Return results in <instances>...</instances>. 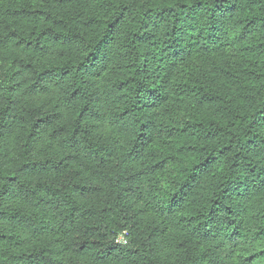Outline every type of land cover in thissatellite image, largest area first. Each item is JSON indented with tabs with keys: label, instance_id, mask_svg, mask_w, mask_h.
I'll use <instances>...</instances> for the list:
<instances>
[{
	"label": "trees",
	"instance_id": "1",
	"mask_svg": "<svg viewBox=\"0 0 264 264\" xmlns=\"http://www.w3.org/2000/svg\"><path fill=\"white\" fill-rule=\"evenodd\" d=\"M0 264H264V0H0Z\"/></svg>",
	"mask_w": 264,
	"mask_h": 264
},
{
	"label": "rangeland",
	"instance_id": "2",
	"mask_svg": "<svg viewBox=\"0 0 264 264\" xmlns=\"http://www.w3.org/2000/svg\"><path fill=\"white\" fill-rule=\"evenodd\" d=\"M259 248L261 249L262 247L260 246Z\"/></svg>",
	"mask_w": 264,
	"mask_h": 264
}]
</instances>
